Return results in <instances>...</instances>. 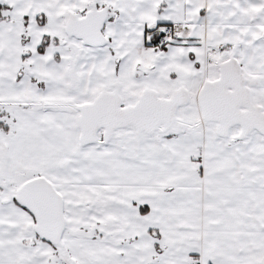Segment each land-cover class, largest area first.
<instances>
[{
    "label": "snow or ice",
    "instance_id": "6c2138e0",
    "mask_svg": "<svg viewBox=\"0 0 264 264\" xmlns=\"http://www.w3.org/2000/svg\"><path fill=\"white\" fill-rule=\"evenodd\" d=\"M0 264H264V0H0Z\"/></svg>",
    "mask_w": 264,
    "mask_h": 264
}]
</instances>
